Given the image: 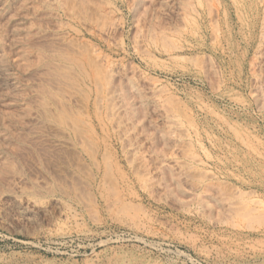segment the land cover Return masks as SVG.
Here are the masks:
<instances>
[{"label": "rangeland", "instance_id": "1", "mask_svg": "<svg viewBox=\"0 0 264 264\" xmlns=\"http://www.w3.org/2000/svg\"><path fill=\"white\" fill-rule=\"evenodd\" d=\"M0 264H264V0H0Z\"/></svg>", "mask_w": 264, "mask_h": 264}]
</instances>
